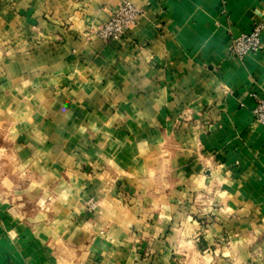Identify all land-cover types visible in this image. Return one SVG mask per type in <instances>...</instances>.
Segmentation results:
<instances>
[{
  "label": "crops",
  "instance_id": "obj_1",
  "mask_svg": "<svg viewBox=\"0 0 264 264\" xmlns=\"http://www.w3.org/2000/svg\"><path fill=\"white\" fill-rule=\"evenodd\" d=\"M122 1L0 0V264H264V0Z\"/></svg>",
  "mask_w": 264,
  "mask_h": 264
},
{
  "label": "built area",
  "instance_id": "obj_2",
  "mask_svg": "<svg viewBox=\"0 0 264 264\" xmlns=\"http://www.w3.org/2000/svg\"><path fill=\"white\" fill-rule=\"evenodd\" d=\"M141 10L128 0L122 1L112 12L110 18L94 30V34L103 41H115L137 22ZM264 50V26L255 24L247 33L233 38L228 45V53L238 59L253 52ZM252 114L256 121L264 124V97H255ZM90 206L93 203L90 202Z\"/></svg>",
  "mask_w": 264,
  "mask_h": 264
}]
</instances>
